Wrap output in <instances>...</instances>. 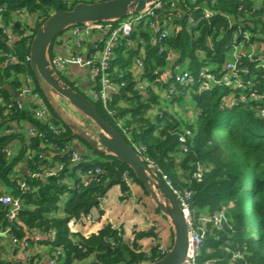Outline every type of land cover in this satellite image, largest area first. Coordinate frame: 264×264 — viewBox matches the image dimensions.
<instances>
[{
  "label": "trees",
  "instance_id": "trees-1",
  "mask_svg": "<svg viewBox=\"0 0 264 264\" xmlns=\"http://www.w3.org/2000/svg\"><path fill=\"white\" fill-rule=\"evenodd\" d=\"M101 1L107 0H73L72 4L66 0H0V98L3 97L5 104H15L20 98V78L28 75L56 119L53 123L59 120L30 67L28 59L33 38L57 11L71 10L78 3ZM175 1L165 0L164 10L156 14L163 20L171 15L174 29L164 47L178 55L176 65L185 68L197 80L203 68L217 76L224 75L234 37L242 39L249 33L250 41L242 54L245 56L237 65L247 89L233 90L216 85L212 91L201 94L197 92L199 80L193 87L177 89L175 93L181 97L176 105H183L186 94H190L192 108L196 110L195 121L189 124L191 135H187L183 122L176 118L173 110L165 103L161 105L160 93L169 91L170 86H156L158 75L155 72L158 68L169 69L170 63L158 56L159 47L152 44L151 31L141 25L114 50L110 73L118 91L112 102L107 107L99 102L94 104L131 147H143V158L156 167L163 179L165 176L174 188L192 194L191 212L196 219L208 216L214 221L211 216L225 215L222 229H217L214 222L199 227L200 233L203 230L206 233L200 254L205 262L264 264V118L258 109L259 104L264 103V0H178L172 6ZM205 9L213 16L205 19ZM190 18L195 25L190 23ZM31 19L36 20L35 26L31 25ZM128 42L131 45L128 46ZM252 52L255 56L250 59ZM10 59L18 61L19 65L6 66ZM138 59L145 64L141 81L151 84L145 89H140L135 72ZM170 69L174 76V66ZM5 83L10 85L13 95L3 88ZM252 92L261 97L260 103L251 99ZM243 96L245 100L241 99ZM232 99L236 102L234 106L229 104ZM153 111L159 112L155 118L150 115ZM15 122L30 124L35 134L24 139L13 126ZM90 124L93 125L91 121ZM51 125L16 105L0 108V182L11 190L9 194L23 200L17 220L29 231L53 234L51 243H43L62 249L64 264H142L163 258L161 244L155 245L149 254L137 253L138 245L133 249L111 224L89 237L71 233L70 221L98 208L111 187L119 185L126 193L129 183L133 182L147 195L149 193L133 170L112 155L91 149L92 156L96 154L103 160H93L91 155L83 154L82 162L74 164L75 151L70 147L79 137L62 122L55 124L57 128ZM181 136L187 140L182 142ZM16 140L23 146L11 155L8 149ZM48 151L53 155V162L46 158ZM55 162L64 163L59 177H50L47 181L32 177L43 174ZM20 164L29 169L31 177L11 178ZM97 168L100 173H96ZM89 170H93V175L85 185L81 176ZM180 171L184 172V180L180 178ZM199 171L200 179L196 176ZM24 181L28 186L26 191L20 187V182ZM157 212L163 215L158 208ZM8 227H12L17 240L25 237L24 229L8 220L7 208L0 204V230ZM147 235L141 233L138 238ZM172 244L173 239L167 251Z\"/></svg>",
  "mask_w": 264,
  "mask_h": 264
},
{
  "label": "built area",
  "instance_id": "built-area-1",
  "mask_svg": "<svg viewBox=\"0 0 264 264\" xmlns=\"http://www.w3.org/2000/svg\"><path fill=\"white\" fill-rule=\"evenodd\" d=\"M165 0H159L152 5L148 6L144 11L131 15L123 20L120 21H109V22H92L81 26L70 27L66 31H69L70 35L74 38H77L78 44L83 45L86 40L91 35L99 34L104 37V48L100 51L99 47H95L93 52L87 57L83 55H76V56H60L55 59V62L58 66L62 68H70V67H79V68H87L90 69L91 75L93 77V90L86 92L89 97L93 98L94 102H99L104 104L106 107L109 103L112 102L114 95L117 93V87L115 86L113 79L111 78L110 68H111V59L114 56V50L118 48L119 45L122 44L123 40L129 38L135 28L139 26L148 27L153 35L152 44L158 48V56L165 57L166 60L170 63L172 61H176L178 55L175 56L169 52V50L165 49L164 44L167 39L170 38L174 26L172 24L171 15H169L167 19H159L158 15L156 14L157 11L164 10V2ZM178 1V0H177ZM177 1L172 3V6L177 3ZM68 4H72L73 0H66ZM176 6V5H175ZM2 9H0V14ZM204 18L208 19L213 16V13L209 10L205 9ZM171 19V20H170ZM190 23L195 25L194 20L190 18ZM65 31V32H66ZM250 34L245 33L243 38L240 39L238 36H235L232 43V51L229 56V59L225 63V71L226 74L217 76L216 74L212 73L208 68H203L198 76L199 80V87L198 93H208L212 91V89L218 85L223 87H228L233 90H246L247 87L245 86L244 81L242 80V76L240 75L241 71L237 69V65L241 61L242 55L246 50L244 49L247 43L250 41L249 38ZM80 45V46H81ZM131 45V42H128V46ZM255 56L254 52L249 54V58L253 59ZM29 60V59H28ZM262 64L264 62L262 61ZM19 65V62L15 59H10L6 66L14 67ZM145 67L144 61L138 59L136 61V68L135 71H139ZM180 65L174 67L175 75H172V71L168 69H161L158 68L155 74L158 75V79L156 80V86L160 87L161 85H169L170 90L181 87H193L197 85V78L187 70L181 69ZM168 70V71H167ZM245 72V71H244ZM143 73V72H142ZM139 79V86L140 89H145L149 87L151 84L149 82H143L142 76H138ZM22 88L20 90V97L21 100L17 99L15 104H7L6 107L12 108L13 106H18L20 110H25V106L23 101L25 97H30L32 103L30 104L29 110L32 111L35 117L44 122L48 123L53 128H57L53 123V119L49 109L47 108L43 98L36 90L35 83L31 76L24 75L21 78ZM176 86V87H174ZM155 87V86H154ZM174 91V92H175ZM231 94L230 96H233ZM242 100H245L246 97H241ZM252 100H258V103L261 101V97L256 93H251ZM233 100V99H232ZM235 100L229 103L230 105H235ZM161 105H164L162 103ZM2 108V106H0ZM259 113L261 117L264 118V103H260L258 106ZM180 140H183L181 137ZM71 148V147H70ZM139 155L142 156V148H134ZM72 150V149H71ZM75 151V150H74ZM62 153H66L63 151ZM9 154H11L9 152ZM143 157V156H142ZM81 154L75 151L72 154V162L74 164H78L82 162ZM151 165V164H150ZM64 168V163L56 162L54 168L47 170V174L50 177H58L61 171ZM96 173H100V168H97ZM93 175V170H89L87 173L82 175V183L85 185L89 184L91 181V177ZM84 176V178H83ZM199 179L202 176L201 171H199L196 175ZM165 182L168 186L174 191L177 195L179 200L180 206L182 211L186 217L189 227V234H188V251L186 260L182 264H198V259L204 247L205 241V230L203 232H199L200 225L205 227L206 223L214 222L215 226L218 228L221 227L222 221L225 219V215L215 214L211 216L214 218V221H211L208 216L201 217V219H196L191 212V200L192 194L188 191L181 192L178 189L174 188L173 184L167 180L164 176ZM20 187L23 191L28 189V186L25 182H20ZM23 200L21 197H14L13 195L7 193L0 195V204L7 208V218L10 222H16L20 227H22L25 231V237L22 240H17L13 237V242L16 244V256H17V264H41L40 260H35V256H38L40 253H37L34 249L39 243H43L44 241L52 242L54 239V235H44L39 234L36 237L32 236L29 233V230L25 228V226L19 222L18 216L22 209ZM97 218V215L93 213V210L87 214L83 215L79 220L84 221L88 224H93ZM76 219H72L69 223V228L71 233L75 232L74 226L76 225ZM113 228L118 232V236L123 237V231L119 228ZM6 233H13L12 227H8ZM161 254L165 255L168 251L166 247L161 246L160 248ZM48 264H64V252L60 248H52L51 255L48 258ZM205 264H214V261L207 260Z\"/></svg>",
  "mask_w": 264,
  "mask_h": 264
},
{
  "label": "water",
  "instance_id": "water-1",
  "mask_svg": "<svg viewBox=\"0 0 264 264\" xmlns=\"http://www.w3.org/2000/svg\"><path fill=\"white\" fill-rule=\"evenodd\" d=\"M159 0H107L95 3H78L71 10H59L37 30L30 49L29 63L34 78L44 97L58 117L74 136L102 155H112L128 165L148 191L156 207L170 222L174 239L171 249L163 258L142 264H182L188 251L189 227L177 195L165 180L98 111L89 95L71 86L58 74L49 58L53 43L70 27L94 22L120 21L144 11ZM60 100L73 107L93 125L84 129L71 121Z\"/></svg>",
  "mask_w": 264,
  "mask_h": 264
},
{
  "label": "crops",
  "instance_id": "crops-1",
  "mask_svg": "<svg viewBox=\"0 0 264 264\" xmlns=\"http://www.w3.org/2000/svg\"><path fill=\"white\" fill-rule=\"evenodd\" d=\"M72 38L73 37L70 35V33L65 34L56 43L54 42L55 44L53 43V45L51 46V48L49 50V58H50L51 63L53 64V66L56 69L62 68L61 66H58L56 63H54L55 59H57L58 57H60V56H76V55H83V56L88 57L93 52L95 47H99L100 45H104L103 42L105 40L103 36H101L99 34H95V35L89 36V38L86 40V42L83 45H81V44H78V42H76V44H74V42L72 44H70ZM253 47L256 49L257 45H255ZM169 52H171L175 56V53H173L171 50H169ZM172 66H174V67L178 66V65H176L175 60L170 62V68ZM170 68L169 69L167 68V69L171 71ZM62 69L64 70L66 82H68L69 84L73 83L72 85L76 86L77 88H79V90L84 91V92H89V91L93 90L94 80H93V77L91 75L90 69H87V68L83 69V68H79V67H75V66L70 67V68L68 67L65 69L62 68ZM181 69L186 70L185 68H181ZM21 78H20V80H21ZM3 88L5 90L9 91V93L13 95V90L11 89V87L8 83H5ZM161 93L163 94V92H161ZM189 97L190 98H188L186 103H187V108L189 107L191 109L188 108V109H183V110H184V112H186L187 115H189V114L192 115V120H191V123H192L195 121L196 110L192 108L193 100L191 99L190 94H189ZM2 98L3 97L1 96L0 106H3L2 109L4 110V106H6L7 104H5V102L3 101ZM21 99H22V97L19 98V100H21ZM61 102H63V101H61ZM165 102H167V101H165ZM23 103L25 106V110H29L30 104L32 103L30 97H25V100L23 101ZM173 112L176 114L175 111H173ZM157 113H158V111H153L150 113V115L153 118H155L157 116ZM81 116L82 115H80L79 117H81ZM52 119L54 121L56 120L53 116H52ZM69 119L71 121L75 120V119H71V118H69ZM81 120H84L83 116L81 118H79V120H77V121L79 122ZM187 122L190 123V121H187ZM12 124L17 129V132L21 133L23 135V138L26 140L35 134L34 129H32L30 124H28L26 122H20V123L15 122ZM82 128L88 129L86 124H83ZM81 142L82 141H80L79 139H75L71 144V149L77 151L81 155H83V154L87 155V156L91 155V158H92L93 157L92 154L91 153L88 154V152H90V151H88L86 149V147L83 146L84 144ZM22 146H23L22 143L20 141L16 140L10 145V148L8 149V151L12 155L13 153L19 152L22 149ZM52 156L53 155L50 151H48L46 153V158L49 159V162H53V160L51 159ZM52 168H54V166L53 167L50 166V169H52ZM29 175H30V177L32 175L31 172L29 171V169L24 164H20L16 167L14 172L11 174V178L12 179H18V178L19 179H22V178L26 179V177ZM32 177H38L42 181H47L48 178H50V176L47 174V171H44L43 174H33ZM83 178H84V176H83ZM73 183H74V181H73ZM73 183H71V184H73ZM10 192H11V190L9 188L5 187V185L0 182V195L7 194ZM120 192H121V187L119 185H115V186L111 187L108 190L105 198H103L101 200L100 204L98 205L99 207L93 208V213H95L98 217V218H96L95 222L93 224H88V223H85L84 221L76 219L77 220L76 225L74 226L75 232H73V234H76V236L81 235L84 237H89L93 234H97L101 229H103L104 226L110 225V224L113 225V224H116V222L119 223L117 225H119L120 227H123L122 230L127 231L128 225H125V227L122 226L123 223H126L124 221L123 217H120V215H118L117 213H116L117 215H110V213H111L110 210H112L114 207H117L116 206L117 202H114V201H116L115 197H117ZM115 194H116V196H114ZM61 208H63V205L61 206ZM99 210H100V212H99ZM161 216L164 217L163 215H161ZM164 218H166V217H164ZM167 221H168V219H167ZM168 223L170 225L171 237H170V239H168L164 243V247H167V248L170 247V245L172 243V239H174V232H173L172 226H171L169 221H168ZM5 230H0V264H17L16 244L13 242L14 234L13 233H6ZM126 231H124L125 235L127 233ZM29 233L34 237H36L39 234H44V232L39 231V230H31V231H29ZM44 235H46V234H44ZM50 235L51 234H49V236ZM124 238L127 241V238H129V237L124 236ZM143 242H144L143 240L139 241L140 245L138 247L143 246L144 244H141ZM156 244H157V242H155V245ZM152 248L147 249V251H146L147 254L150 253ZM34 249L37 253H40L38 256L34 257L35 260L39 259L41 264H48V258L51 255V250H52L50 245L41 242L37 246H35ZM137 253H141L139 251V248L137 250ZM23 264H27V263H23Z\"/></svg>",
  "mask_w": 264,
  "mask_h": 264
},
{
  "label": "rangeland",
  "instance_id": "rangeland-1",
  "mask_svg": "<svg viewBox=\"0 0 264 264\" xmlns=\"http://www.w3.org/2000/svg\"><path fill=\"white\" fill-rule=\"evenodd\" d=\"M35 21H36L35 19H31V22H30L31 25L35 26V24H36ZM68 33H69V31H66L62 35H60L58 37V39L55 41V43L61 37H63L65 34H68ZM73 42H74V44H76V42H78L77 38L73 37L70 44H72ZM99 48H100V51H102L104 46L100 45ZM57 69H58L57 70L58 74L65 80L66 77L64 74V70L62 68H57ZM135 72L138 74L139 77L142 76V74H143L142 69H139V71L137 70ZM199 73H200V71H199ZM218 75H220V73ZM72 84L70 83L71 86H74ZM174 87H176V86H174ZM175 89L176 88H173L169 91L166 90L163 92V94L161 93L160 95H162L163 103H165V106H169L168 107L169 110L173 109V111L176 112V115H177L176 118L178 120H180L181 122H183V127H182L183 130L186 131L187 135L188 134L191 135V130H190L191 124L190 123L192 120V115H190V114L187 115L186 112H184V110H183V109L189 108V107L187 108L186 101L190 97L188 94H186L187 99L185 100L183 105H176V103H178V100H180L181 96H180V94H176L174 92ZM179 89L180 88H178V90ZM171 94H174V95H171ZM182 97H184V95H182ZM174 99H176V101H174ZM191 99H192V97H191ZM90 100L94 102L92 97L90 98ZM164 101H167V102H164ZM60 102H61V100H60ZM60 104L62 105L63 109L65 110L67 117H69L71 119H75L74 122H77L78 125L83 127V124H86L88 128L92 127V124H90L89 119H87L86 117H84V120H81L79 122L77 121V120H79V118L82 117V116L79 117L81 115L79 111H77L76 109H74L71 106H70L71 107L70 108L67 103L61 102ZM174 107H176V110L174 109ZM189 109H191V108H189ZM159 116H161V114ZM187 121H190V123ZM188 126H189V128H188ZM181 137L183 138V140H181L182 142H185L187 140V138L185 136H181ZM81 143H83V142H81ZM83 146L86 147V149L88 151H90V152H88V154H90L92 151L91 148L86 146L85 144ZM92 159L93 160H99V161L103 160L102 158L98 157L96 154H94ZM97 163H99V162H97ZM151 166H152V168L155 169V171H158L154 165H151ZM179 170H181V169L179 168ZM183 173L184 172L180 171V178L182 180H184V177H182ZM114 196H116V194ZM115 200L116 201H114V202H117L116 203L117 207H114L112 210H110L111 211L110 215H117L118 214V215H120V217H123L124 221L126 223H123L122 226L125 227V225H128L127 231L122 230L123 227H120L119 225H117V224H119L117 222H116V224H113V225L115 228H119V229H121V231H123V238H124V236L129 237V238H127V242H129V245L133 249H137V248H135V245L137 244L139 246L140 245L139 241L143 240L144 242L141 244H144V245L139 247V251L141 253L143 252L146 254L147 249L154 247L155 242H157L156 245L161 244L164 246V243L168 239H170L171 230H170V225H169L167 219L162 217L157 212V207H156L153 199L149 195L146 194V192L144 191V189L141 186H139L133 182L129 183L128 191L126 193H124L122 191V188H121V192L119 193V195L117 197H115ZM100 210H99V212H100ZM222 225L220 228H217V229H222L223 228ZM250 227H251V230L254 229L253 225H251ZM124 231L127 232L126 235H125ZM141 232L148 234V235L144 238H138L139 235H141ZM205 260L206 259H202L200 257L198 259V264H204Z\"/></svg>",
  "mask_w": 264,
  "mask_h": 264
},
{
  "label": "flooded vegetation",
  "instance_id": "flooded-vegetation-1",
  "mask_svg": "<svg viewBox=\"0 0 264 264\" xmlns=\"http://www.w3.org/2000/svg\"><path fill=\"white\" fill-rule=\"evenodd\" d=\"M73 87H75V86H73Z\"/></svg>",
  "mask_w": 264,
  "mask_h": 264
}]
</instances>
